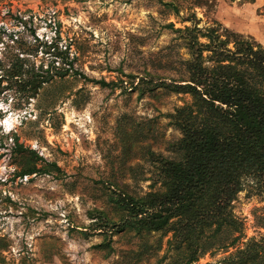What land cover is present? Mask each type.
<instances>
[{"label":"rangeland","instance_id":"rangeland-1","mask_svg":"<svg viewBox=\"0 0 264 264\" xmlns=\"http://www.w3.org/2000/svg\"><path fill=\"white\" fill-rule=\"evenodd\" d=\"M194 26L264 47V0H0V264L172 262L170 235L139 262L129 252L140 251V240L115 235L107 257L91 214L118 220L112 198L159 190L148 152L174 157L170 144L181 134L169 115L190 97L141 93L140 83L180 78L190 55L176 30ZM17 56L22 72L71 69L31 96L8 71ZM19 145L51 173L22 175L31 164ZM233 211L244 223L240 244L195 264H230L238 247L264 237V184L247 179Z\"/></svg>","mask_w":264,"mask_h":264},{"label":"trees","instance_id":"trees-1","mask_svg":"<svg viewBox=\"0 0 264 264\" xmlns=\"http://www.w3.org/2000/svg\"><path fill=\"white\" fill-rule=\"evenodd\" d=\"M176 32L190 55L181 61L180 78L157 83L143 78L140 88L141 93L164 89L190 97L169 115L181 138L170 144L173 158L148 152L156 168L153 187L159 184V190L112 198L118 220L103 211L91 214L93 230L105 236L97 247L107 257L118 234L140 240V251L129 252L135 262L157 256L168 235L166 244L175 253L170 264H195L210 252L234 248L244 223L234 214L233 202L247 179L264 184V47L253 37L219 27ZM23 62L17 56L8 71L31 96L71 69L22 72ZM19 148L25 152L22 162L31 164L22 175L51 173L37 167L30 157L34 151ZM47 166L60 171L55 164ZM258 224L264 229V216ZM230 257V264H264V237L249 239Z\"/></svg>","mask_w":264,"mask_h":264}]
</instances>
